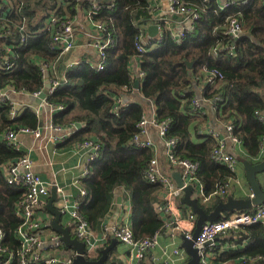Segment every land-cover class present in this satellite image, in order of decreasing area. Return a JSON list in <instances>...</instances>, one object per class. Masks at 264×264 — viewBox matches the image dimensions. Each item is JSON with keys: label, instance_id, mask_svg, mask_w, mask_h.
<instances>
[{"label": "trees", "instance_id": "trees-1", "mask_svg": "<svg viewBox=\"0 0 264 264\" xmlns=\"http://www.w3.org/2000/svg\"><path fill=\"white\" fill-rule=\"evenodd\" d=\"M247 1L221 9L217 0H180L184 6L196 10L199 18L190 28H184L179 42L159 22L161 36L151 40L142 53L137 51L136 44L141 36H146L142 28L152 23L149 0H111V6L103 4L102 10L93 16L106 24L104 38L112 40L104 52V70L96 71L89 64L77 63L65 73V82L46 97L48 103L65 107L61 113L52 115L53 125L72 126L76 122L83 125L66 140L68 143L92 140L98 147V157L88 162L89 173L79 180L86 194L80 197L78 212L93 231H100L101 222L113 207V192L119 187L129 198L135 240L151 239L162 227V220L153 210L161 187L143 177L153 155L149 150H134L127 145L138 132L145 104L133 102L119 108L116 115L113 113L112 90L119 89L123 97L133 96L129 66L134 59L139 60L143 74L140 96L153 102L157 121H170L166 138L176 140L175 156L198 163L195 178L205 197L236 176L226 167L211 162L210 153L216 142L201 131L208 115L190 112L193 99L208 101L205 107L212 108L220 122L232 121V135L244 148L243 160L253 165L260 161L264 123L256 113L264 114V1ZM57 7L58 0H0V11L5 13L0 19V61L8 57L10 65L0 70V91L8 88L32 96L43 90L45 78L40 64L52 67L59 60V53L52 48V30H43L51 11L58 25L66 17L76 16L78 10L86 11L90 4L69 0ZM236 14L244 35L233 43L224 32L229 17ZM231 44V53L222 50L217 57L212 56L214 48ZM212 71L221 75V79L216 77L215 86L205 84ZM10 112V101L0 104V230L4 234L2 245L15 253L12 264H19L16 254L19 243L14 232L20 222L14 212L23 190L5 183L1 167L23 153L8 146L2 136L12 128L36 129L40 119L31 108L15 118H11ZM227 197H213L208 202L198 199L199 206L208 213ZM243 241H248V246L219 253L215 262L224 264L238 259L243 264H264V226L241 227L225 239L237 245Z\"/></svg>", "mask_w": 264, "mask_h": 264}, {"label": "built area", "instance_id": "built-area-1", "mask_svg": "<svg viewBox=\"0 0 264 264\" xmlns=\"http://www.w3.org/2000/svg\"><path fill=\"white\" fill-rule=\"evenodd\" d=\"M69 0H61V4L68 3ZM81 4L84 1H88L90 8L84 12L78 10L79 16H73L72 18L66 17V19L60 22L51 16L48 23L44 25L43 30H52V48L59 53V60L66 53L70 52L75 48L76 34H75V19L81 18V22L88 24V31L86 35V44L89 48L93 49L97 53V61L91 68L96 71L104 70V52L112 45L110 38H104L106 32V24L100 20H94L93 16L102 10L103 4L111 6V0H74ZM168 3V16L163 19H153L154 9L150 10L151 22L159 26L160 33L155 38H147L141 36L139 44H136V49L139 53L145 51L144 47L148 46L151 40L157 39L161 36L162 30L159 24L163 23L166 30L170 33L171 37L179 42L182 37L184 28H190V26L199 18V14L196 10L184 6L180 0H166ZM207 2L208 0H203ZM264 1V0H263ZM151 4L154 0H149ZM247 0H229L220 6L221 9H226L233 4H246ZM7 11V10H5ZM3 12V11H2ZM0 11V19L3 18V14ZM173 16L180 17L186 24L182 26L179 33H175L171 28L167 27V23L173 18ZM236 14L228 19V27L226 28L224 35L229 38L233 43L236 42L240 37L244 35L243 26L241 20ZM22 29V28H21ZM25 37L21 35V42H24ZM233 45L224 48H214L211 51L213 57H217L220 51L231 53ZM58 60V62H59ZM136 61L138 59H134ZM57 62V63H58ZM56 63V64H57ZM41 63V71L44 73L45 85L49 83V88L46 90L45 98L38 104L39 108H49L53 111H62L65 109L62 105H53L46 101V97L53 93L56 87L64 83L62 80H57L49 76L51 71L55 68ZM77 65V64H75ZM8 57H4L0 61V70L8 69ZM131 74V73H130ZM64 77V75H63ZM143 74L139 71L135 75L131 74V79H142ZM216 77L221 79V75L212 71L205 79V84L209 86H215L217 83ZM47 78L49 82L47 83ZM39 91L32 95L37 97ZM135 94L138 96V100L143 99L139 94L138 90L133 89ZM201 93V91H200ZM14 97V98H13ZM18 97H30L26 93L15 92L12 89H4L0 91V104L6 101H10L11 104V118L18 117L27 108H31L34 114L39 117V109H34L31 102H18L13 100ZM115 107L113 108L114 115L117 114L119 108L126 106L121 98H113ZM144 100L145 112L141 121L138 123L137 134L128 142V147L136 150L146 149L152 153L151 160L147 163L146 168L143 172V177L146 182L150 184H158L161 187V196L157 202L153 204V210L157 216L162 220V227L156 232L153 238L135 240L133 238V232L131 223L122 221L114 224H105L101 222V228L99 232L93 231L89 228V224L78 212L79 198L78 197H67L62 189L56 187V191L60 193V202L58 210L60 213L69 217L67 227L71 237L77 238L85 246V257L86 259H96L100 251L104 247V241L110 235L117 242L127 246L130 261L132 264H143L145 256L148 252L159 246L160 238H167V246L171 248L170 252L164 250L161 255L162 264H183L187 261V255L176 245L177 238L183 236L185 239H192L193 232L196 226V215L189 210L188 212H182L180 205V198L182 197V189L177 186L175 181L171 178L170 174L165 172L159 162L157 155V145L151 140L150 132L155 130L156 136L162 146V152L167 162V165L171 169H177L181 175V179L184 186L191 185L196 190L199 199L203 202H208L210 198L219 197L224 199L228 195V186L220 187L209 197L204 196L202 185L196 180V172L198 170V163L190 162L186 159L177 158L174 154L176 146V140L167 139L166 134L170 126L169 120L157 121L155 116V106L151 100ZM208 101L193 99L190 105V112L195 115L204 114L205 104ZM148 106V108H147ZM260 122L264 123V116L261 113H256ZM71 126L68 129L53 125L52 121L49 122L47 129L54 133V139L57 142H63L67 140L73 133ZM233 123L231 120L224 123V132L226 139L230 140L233 145H241V143L232 135ZM19 134L31 135L34 139H41V129H29L20 127L18 129H8L2 136V139L8 146L15 151L21 152L22 143L18 138ZM205 135L210 136L215 142V148L210 153V160L212 163L220 166H224L231 172L235 173L238 164H240L238 157L232 155L226 149V141L222 139L220 134L215 131H209ZM79 147H90L92 149V156L89 161L98 157L97 145L94 141H85L83 143H75ZM264 153V139L262 140V154ZM245 152L243 151V155ZM242 158V157H241ZM88 161V162H89ZM90 169L88 166L85 167L82 172L80 179L87 176ZM1 172L3 180L7 185L17 187L23 190L21 200L15 206V217L19 220V225L16 228L14 235L19 243V249L17 251V257L19 264H71L75 253L69 254L65 257V246L59 241V235L55 233L49 226V216H44L39 213L41 202L44 198L48 197L51 184L44 182L38 174L33 171V163L28 155L23 154L17 160L8 162L2 165ZM79 180L76 183H79ZM78 186V185H77ZM86 191L81 187L79 188V196H85ZM58 198V199H59ZM186 223V226L183 225ZM255 224H261L264 226V202L252 209V211H241L233 212L228 215H222V217L216 222L205 223L196 239L194 240V247L198 250L199 264H219L215 262L217 258L218 239H226L230 232H237L241 227L251 226ZM65 226V225H64ZM4 238L3 232L0 230V264H12L15 258V253L8 250V248L2 245ZM247 242V241H245ZM208 243V245H206ZM244 245H237L234 243L224 242L223 251L237 250L239 247Z\"/></svg>", "mask_w": 264, "mask_h": 264}, {"label": "crops", "instance_id": "crops-1", "mask_svg": "<svg viewBox=\"0 0 264 264\" xmlns=\"http://www.w3.org/2000/svg\"><path fill=\"white\" fill-rule=\"evenodd\" d=\"M228 0H217L219 6L222 4H225ZM232 0H229L231 2ZM153 9H154V18L153 19H165L167 18L168 14V3L166 0H154L152 3ZM82 14V11H81ZM77 16H79V13L77 12ZM180 18V17H179ZM155 23H150L146 27H143L146 37L147 35V27L149 25H152ZM186 23L180 18V20H176L171 18V20L166 24L168 28H171L175 33H179L182 26H184ZM91 28L88 26V24H84L81 22V18L75 19V34H76V44L75 48L71 50L70 52L63 55V57L59 60V62L56 64L55 68L51 71L50 77L62 80L65 77V73L71 69L73 66H76L77 63H83V64H89L90 66H93L97 61V53L95 50L89 48L86 44V35L85 33L88 31V29ZM160 31H158V34ZM130 73L135 75L137 71H139V63L136 60H133L130 63L129 66ZM64 75V77H63ZM49 82V79L47 78V83ZM49 84V83H48ZM113 98H121L122 101L125 103V105L137 102L138 96L133 93L132 97H123L121 91L119 89L112 90ZM22 97L15 98L13 100H16L18 102L24 103L27 102L25 100H21ZM34 109H39V119H40V126L42 133L41 139H34L31 135L28 134H19L18 138L22 143L21 146V152L23 154H26L29 156L33 163V171L39 175V177L47 183L51 184V188L49 191L48 197L44 198L41 202V206L39 209V213L44 216H49L48 226L50 225L51 220L53 219L52 214L46 209L47 201L50 197V192L52 188H60L64 191L65 196L76 198L79 196V188L80 184L76 183L82 172L84 171L85 167L88 166V161L90 157L92 156L93 152L90 147H84L77 144L63 141V142H57L54 139V133L47 129V126L49 125V122L51 121L53 114H59L62 111H53L49 108L43 107L39 108L38 104L35 102L30 103ZM148 108V106H147ZM204 114L208 115L207 122L205 121V125L201 127V131H203V134H207L209 131H215L220 134L222 139H225L226 141V149L228 152L232 153L235 157L241 158L243 157V151L244 148L242 145H233L232 142L228 139H226L225 132H224V123L220 122L218 119H216L214 112L212 111V108L207 107L204 110ZM264 116V114H263ZM78 123V122H76ZM63 126H59L65 129H68L69 126L62 124ZM81 124V128H82ZM72 134L76 133L78 130L75 127V123L71 126ZM80 128V129H81ZM79 129V130H80ZM71 134V135H72ZM151 140L157 145V155H158V162L161 166V168L170 174L172 178V174L174 172L179 171L177 169H171L168 167L167 162L165 161L163 152H162V146L159 142L158 137L156 136L155 130H151L150 132ZM262 158V156H261ZM261 158L259 160H261ZM236 178L234 180H229V186H228V196H233L234 198H249L252 195V192L247 185L244 177V172L242 169L241 164H238L235 172ZM259 185L264 190V174H260L257 176ZM173 179V178H172ZM174 180V179H173ZM175 181V180H174ZM176 183V182H175ZM78 185V186H77ZM57 199L60 197V193L56 191ZM161 195H159L160 198ZM113 207L107 214V216L104 219V223L107 224H114L117 222H130V207H129V198L127 196V193L122 187H119L114 190L113 192ZM60 202V198L56 200L53 203L54 208H58ZM181 205V204H180ZM182 212H188L189 208L181 206ZM69 222V217L65 215V221L64 217L61 218V224L67 227V224ZM183 225L186 226V223H183ZM50 227V226H49ZM196 227V226H195ZM114 238L112 236H108L107 240L104 241V248L109 246ZM225 239H218L217 245L218 249L216 252L218 254L220 253H226L223 251ZM168 240L167 238H160L159 239V246L155 249L148 252L145 256L144 263L143 264H162L161 263V255L164 250H167V252L171 251V248L167 246ZM244 247L248 246L249 242L243 241L242 244H239V246L244 245ZM176 245L180 248L181 240L178 237L176 240ZM244 247H239V249H243ZM237 249V250H239ZM69 249L65 247V257H67L69 254H72L68 251ZM217 254V255H218ZM109 260L116 261L117 264H132L130 261V254L128 251L127 246L120 244L119 242L114 243L113 250L109 254ZM254 260H251L252 262ZM220 264V263H219ZM224 264H243V261H238V259L230 260L229 262H226Z\"/></svg>", "mask_w": 264, "mask_h": 264}, {"label": "water", "instance_id": "water-1", "mask_svg": "<svg viewBox=\"0 0 264 264\" xmlns=\"http://www.w3.org/2000/svg\"><path fill=\"white\" fill-rule=\"evenodd\" d=\"M173 19L180 20L179 17L173 16ZM159 26L156 24L149 25L147 27L148 38H155L158 35ZM191 67V64H188ZM49 88V84L45 85V89L39 93L37 97H22L21 100L27 102H35L40 104L45 98L46 90ZM133 88L138 90L139 79L136 78L133 83ZM14 98V97H13ZM143 103L144 100H138ZM77 130L81 128L80 123H75ZM242 166L244 177L247 185L249 186L252 195L249 198H234L228 196L225 201L219 202L210 212L206 213L203 208L199 206V198L193 197L194 188L191 185L184 186L181 179V175L178 172L172 174V178L175 180L177 186L182 189V197L180 198L181 206L191 209L196 215V227L193 232L192 239H185L183 236L180 237L181 245L180 249L187 255V261L183 264H199L198 250L194 247V240L196 239L201 227L207 222H216L224 214L233 212L249 211L264 202V190L261 188L258 182L257 176L264 174V153L261 160L257 164H250L248 161L239 159ZM58 200L56 194V188H52L50 197L46 204V209L52 214L53 219L50 222V228L59 235V241L68 249H71L75 255L71 264H116L115 261L108 262L109 254L113 250L114 243L117 241L113 239L111 244L106 248L102 249L99 254V258L89 260L85 257V246L75 237H71L69 228L61 224L62 214L60 211L53 207V203ZM208 245V243L206 244Z\"/></svg>", "mask_w": 264, "mask_h": 264}, {"label": "rangeland", "instance_id": "rangeland-1", "mask_svg": "<svg viewBox=\"0 0 264 264\" xmlns=\"http://www.w3.org/2000/svg\"><path fill=\"white\" fill-rule=\"evenodd\" d=\"M59 6H60V1L58 0V7L57 8H59ZM54 14V11H51V13H50V15L52 16ZM46 23H48V21H46ZM193 197H198L197 196V193H196V190H194V192H193ZM64 217V221H65V216H63ZM121 244V243H120ZM69 252H72V250L71 249H69L68 250Z\"/></svg>", "mask_w": 264, "mask_h": 264}]
</instances>
